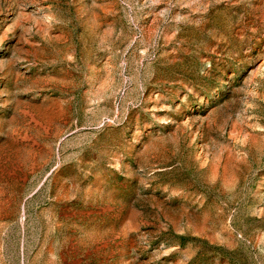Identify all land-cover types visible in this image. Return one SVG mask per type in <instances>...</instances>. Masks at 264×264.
Instances as JSON below:
<instances>
[{
    "label": "rangeland",
    "instance_id": "rangeland-1",
    "mask_svg": "<svg viewBox=\"0 0 264 264\" xmlns=\"http://www.w3.org/2000/svg\"><path fill=\"white\" fill-rule=\"evenodd\" d=\"M0 264H264V0H0Z\"/></svg>",
    "mask_w": 264,
    "mask_h": 264
}]
</instances>
